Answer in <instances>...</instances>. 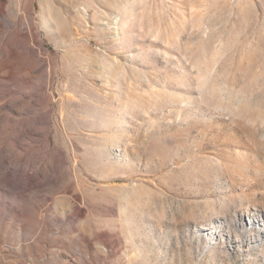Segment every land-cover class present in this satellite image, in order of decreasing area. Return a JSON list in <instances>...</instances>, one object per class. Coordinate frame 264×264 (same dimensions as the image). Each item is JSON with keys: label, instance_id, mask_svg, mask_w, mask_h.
Masks as SVG:
<instances>
[{"label": "rangeland", "instance_id": "obj_1", "mask_svg": "<svg viewBox=\"0 0 264 264\" xmlns=\"http://www.w3.org/2000/svg\"><path fill=\"white\" fill-rule=\"evenodd\" d=\"M263 213L264 0H0V264H264Z\"/></svg>", "mask_w": 264, "mask_h": 264}, {"label": "bare ground", "instance_id": "obj_2", "mask_svg": "<svg viewBox=\"0 0 264 264\" xmlns=\"http://www.w3.org/2000/svg\"><path fill=\"white\" fill-rule=\"evenodd\" d=\"M117 139H119V138H117ZM116 144L118 145V144H119V141H117ZM263 214H264V213H263ZM260 216H261V218H260V223H263V221H264V216H262V215H260Z\"/></svg>", "mask_w": 264, "mask_h": 264}]
</instances>
